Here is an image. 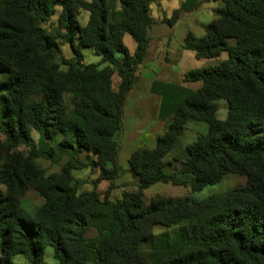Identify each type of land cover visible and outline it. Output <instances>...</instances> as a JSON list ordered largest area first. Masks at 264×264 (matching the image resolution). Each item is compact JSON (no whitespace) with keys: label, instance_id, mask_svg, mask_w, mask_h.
<instances>
[{"label":"trees","instance_id":"1","mask_svg":"<svg viewBox=\"0 0 264 264\" xmlns=\"http://www.w3.org/2000/svg\"><path fill=\"white\" fill-rule=\"evenodd\" d=\"M217 1L225 10L202 39L188 37L184 49L200 60L228 58L184 76L185 83L201 82L198 90L153 83L152 93L162 98L160 120L173 121L155 149L137 150L128 162L139 193L111 201L95 191L78 195L71 171L88 167L81 158L87 152L100 172L97 182H114L120 174L115 138L147 56L156 0H118L116 13L108 0H0V131L11 146H31L36 158L55 165L66 160L63 172L50 176L21 154L0 167L6 187L0 192V264L19 256L46 264L47 247L60 264H264V0H206ZM57 8L58 32L49 34L42 24ZM79 10L90 14L86 26L79 24ZM126 35L136 44L134 54ZM59 41L71 45L73 59L62 56ZM83 48L106 67H83ZM221 100L228 103L226 120L217 117ZM192 120L207 124L208 133L186 147L179 172H167L166 161ZM30 129L40 135L38 146ZM229 174L247 177L246 186L202 202L158 197L145 207L142 201L156 184L200 192ZM29 189L45 200L32 218L21 205ZM157 225L179 230L169 250L147 262L140 246ZM91 230L94 238L87 237Z\"/></svg>","mask_w":264,"mask_h":264},{"label":"rangeland","instance_id":"2","mask_svg":"<svg viewBox=\"0 0 264 264\" xmlns=\"http://www.w3.org/2000/svg\"><path fill=\"white\" fill-rule=\"evenodd\" d=\"M189 0H156L151 7V14L155 19L153 29L154 35H158L156 40H153L151 48V57L157 62L159 71L156 72L157 78H162L166 73H169L168 79L176 84L191 90H198L202 87V83H185L180 76V71L193 70L196 68H209L219 65L222 61L228 58L227 53L221 57L211 60H195L189 62L183 58L186 40L188 37H193L196 40L202 39L206 35V28L218 18V14L225 10L224 4L220 1L206 2V0H192L189 9L184 10V5ZM110 8L113 12L120 11L118 0H108ZM62 12L61 8L56 9L55 16L49 21L42 24V28L47 33L58 32V20ZM176 13H178L176 15ZM89 12L79 10L78 21L81 26H86L89 20ZM176 18V19H175ZM62 50V56L66 59H73L74 52L71 45L64 41H59ZM124 44L130 52L135 49V42L129 36L124 38ZM161 52L160 48L167 47ZM82 66L99 65V69H104L105 64L102 63V58L95 54L92 49L83 48ZM168 56H167V55ZM192 54V53H190ZM193 55V54H192ZM62 71H66L64 66H61ZM170 69L171 71H169ZM151 76V78H152ZM150 78V77H149ZM155 78V77H154ZM148 79V78H147ZM2 79L0 78V84ZM148 80L143 79L137 84V95H148L149 106L145 110L132 109L130 103L127 105L125 119L122 125V133L115 138L119 144V152L117 158V166L120 174L114 182H97L100 172L93 166V157L91 154L84 152L81 155L83 161L88 163V167L84 170L71 171L73 185L78 191V195L97 192L101 199L106 197L111 201L122 200L125 195H137L139 193V182L129 167V160L134 152L140 149L153 150L157 146V140L163 137L169 128L173 118L168 121L160 120V108L162 98L159 95L152 94V85L148 84ZM120 78L115 74L112 78V87L115 91L118 90ZM150 86V87H148ZM150 94V95H149ZM3 92L0 87V98ZM146 95V96H147ZM218 107L217 117L220 120H226L228 103L225 100L216 103ZM1 108V103H0ZM1 117V116H0ZM208 133V126L205 123L197 121H189L186 125L184 134L179 138L175 149L167 159V172H179L182 169L181 161L185 155V149L188 145L195 142L199 136ZM31 139L34 146H38L40 135L30 129ZM18 135V131L16 132ZM33 148L27 145L17 147L11 146L5 134L0 131V167L7 161L9 157L15 154H21L25 159H29L39 169L43 170L47 176L60 174L65 168L66 160L55 165L44 158H36L33 155ZM111 168V167H110ZM247 183V177L229 174L221 183L209 186L200 192H195L190 185L175 186L171 183L156 184L150 189L142 193V201L145 207H149L158 197L167 201H195L202 202L210 197L226 194L236 188L244 187ZM0 192L6 193V187L0 183ZM45 200L33 189H29L21 198V205L24 211L34 217L38 210L44 205ZM179 226L165 227L157 225L152 230V236L141 243V255L147 262L155 260L157 255H163L167 252L176 237ZM97 235L95 230H91L87 237L94 238ZM44 262L46 264H60L54 258V252L51 247H47L44 253ZM14 264H29L24 256L16 257ZM91 264V263H90Z\"/></svg>","mask_w":264,"mask_h":264},{"label":"crops","instance_id":"3","mask_svg":"<svg viewBox=\"0 0 264 264\" xmlns=\"http://www.w3.org/2000/svg\"><path fill=\"white\" fill-rule=\"evenodd\" d=\"M153 18V16H152ZM154 19V18H153ZM155 21V19H154ZM155 26V23L154 25L148 30V37L150 38V44H149V48H148V52H147V56L144 60V62L138 67V70H137V76H138V83H141V81L143 79L145 80H148L149 79V83L148 84H153L154 82H162V83H167V84H176V83H173L171 82L169 79H168V76H169V73H166V75H164L162 78H157L156 76H152L153 74L156 75V72L160 70V68L158 67L157 65V62L154 58L151 57V48H152V45H153V40L158 37V35H154L153 34V31L155 29H153ZM167 47H164V48H160L161 49V52L160 53H163V50L164 49H167ZM136 51V44H135V49L133 52H130L131 54H134ZM184 51V54L182 55L184 59H188L189 62H194L195 60L197 61H200V59H197L196 58V55L194 52H191V51H187L185 49H182L181 52ZM192 53V54H190ZM167 55V54H166ZM168 56V55H167ZM202 60V59H201ZM201 68H196V69H193V70H183V71H180V77L183 78L184 80V76L190 72V71H194V70H199ZM169 71H171L170 69H168ZM152 76V78H151ZM150 77V78H149ZM148 78V79H147ZM137 84L135 86V88L129 93L128 97H127V100H126V103H125V106H124V118H123V122H124V119H125V114H126V108H127V105L130 103L132 109H135V110H145L148 106H149V97L148 95H137V93H140L139 91H137ZM176 85H179V84H176ZM150 87V86H148ZM152 92V91H151ZM153 94V93H152ZM150 95V94H149ZM154 95V94H153ZM156 95V94H155Z\"/></svg>","mask_w":264,"mask_h":264}]
</instances>
